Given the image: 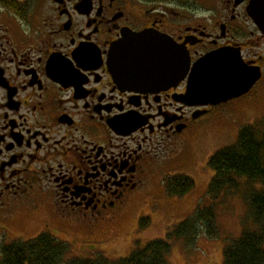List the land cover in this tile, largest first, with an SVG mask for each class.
<instances>
[{"label":"flooded vegetation","instance_id":"flooded-vegetation-1","mask_svg":"<svg viewBox=\"0 0 264 264\" xmlns=\"http://www.w3.org/2000/svg\"><path fill=\"white\" fill-rule=\"evenodd\" d=\"M262 19L264 0H0V240L44 216L96 246L150 202L170 145L264 111ZM217 51L258 73L246 92L194 93L195 63Z\"/></svg>","mask_w":264,"mask_h":264},{"label":"rangeland","instance_id":"rangeland-1","mask_svg":"<svg viewBox=\"0 0 264 264\" xmlns=\"http://www.w3.org/2000/svg\"><path fill=\"white\" fill-rule=\"evenodd\" d=\"M261 118H264V111H246L244 116L229 125L216 124L212 121L213 123L201 125L192 134L186 136L184 145L177 148H174L175 145H170V153L173 149L179 152L172 155L171 163L169 161L165 166V171L169 170L166 175L185 174L194 180V189L182 197L170 196L164 190L165 178L159 179L158 175L154 174L149 185L150 190L153 191L150 202L135 203L134 206L129 207L122 214L121 219L104 233L103 239L102 229L98 230V233L96 231L93 235L95 243L92 242L96 246H86L83 234L77 229L65 225L58 227L53 218L44 216L33 218L30 221L32 226L25 220L15 225L17 227L12 228L13 234H23L25 237L19 236L14 240L27 241L36 238L42 233L40 229L44 222L54 224L50 227L59 228L57 231L59 238L70 243V250L61 263L65 264L74 257H95L97 252L102 251L112 259L124 258L132 249L142 247L155 239H164L173 227L191 217L196 209L210 205L207 190L213 172L207 167L209 157L218 150L234 144L242 126L252 124ZM244 191L243 188H239L233 195L218 200L215 207L217 237L207 238L200 235L190 242L184 237L173 238L166 263L222 264L225 244L237 239L241 231L251 224L247 217L246 191ZM152 201L154 202L151 203ZM43 218L47 220L42 221ZM11 241L13 240H0V246L7 245ZM91 250H95L94 253Z\"/></svg>","mask_w":264,"mask_h":264},{"label":"trees","instance_id":"trees-1","mask_svg":"<svg viewBox=\"0 0 264 264\" xmlns=\"http://www.w3.org/2000/svg\"><path fill=\"white\" fill-rule=\"evenodd\" d=\"M207 167L213 172L207 190L210 205L196 209L191 217L173 227L166 238L149 241L124 258L111 259L97 252L95 257L77 256L65 264H167L173 238L184 237L190 242L200 235L218 236L216 204L239 188L246 191L247 217L251 224L237 239L225 244L222 264H264V118L242 126L236 142L210 156ZM194 186V180L185 174L164 180L165 192L176 198ZM69 250V243L41 233L27 241L2 245L0 264H61Z\"/></svg>","mask_w":264,"mask_h":264},{"label":"water","instance_id":"water-1","mask_svg":"<svg viewBox=\"0 0 264 264\" xmlns=\"http://www.w3.org/2000/svg\"><path fill=\"white\" fill-rule=\"evenodd\" d=\"M261 21L264 22V19ZM168 46L166 47L173 55L175 48L172 45L170 48ZM244 70L239 60L229 58L226 52L211 53L194 65V81L190 82V85L194 88L196 86L199 92H192L202 94L205 98H220V100L231 97L233 94L244 93L258 77V73L255 72L249 76L243 75L241 71Z\"/></svg>","mask_w":264,"mask_h":264}]
</instances>
